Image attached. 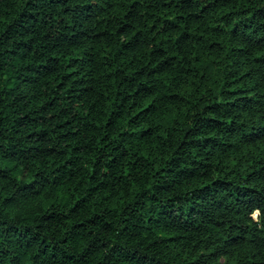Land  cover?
I'll return each mask as SVG.
<instances>
[{
	"label": "trees",
	"instance_id": "16d2710c",
	"mask_svg": "<svg viewBox=\"0 0 264 264\" xmlns=\"http://www.w3.org/2000/svg\"><path fill=\"white\" fill-rule=\"evenodd\" d=\"M246 2L0 0L3 264H264Z\"/></svg>",
	"mask_w": 264,
	"mask_h": 264
},
{
	"label": "clouds",
	"instance_id": "9594fccd",
	"mask_svg": "<svg viewBox=\"0 0 264 264\" xmlns=\"http://www.w3.org/2000/svg\"><path fill=\"white\" fill-rule=\"evenodd\" d=\"M236 3H237V7H241L242 5L243 6H248L247 5V2L246 0H236ZM264 5V0H260V3L257 4L256 6H262ZM250 15V13H248ZM250 31V29H249ZM258 91H261L262 93H264V85L261 86L260 89H258ZM261 103L260 105L258 106H255V107H258L260 109L259 111V114L256 115L255 114V107L253 109H250L249 111L251 113H253V115L251 117H249L248 113H244V114H241L239 117H237V113L233 112L232 115L230 116H226V117H218V118H223L225 120H232L234 118L237 119V122L242 126L236 133H235V136L236 138L238 139L240 135H246L249 131H254L255 129L251 127V122L252 120H259L260 117H264V96H262L261 98ZM208 102H211V99L209 98V101ZM262 123H264V121H262ZM142 127H146L147 125H141ZM190 126V124H189ZM171 129H169L170 131ZM159 135L161 136H167V132H160L158 133ZM156 135V134H154ZM229 142H232L231 140ZM262 147H264V144H262ZM193 158H198V159H202V156L201 157H193ZM264 159V158H262ZM251 162V161H249ZM233 175H235V173H233ZM214 178V177H213ZM2 195H10V193H3ZM88 239H91L90 237H88ZM83 243V242H82ZM0 264H3V261L0 260Z\"/></svg>",
	"mask_w": 264,
	"mask_h": 264
}]
</instances>
